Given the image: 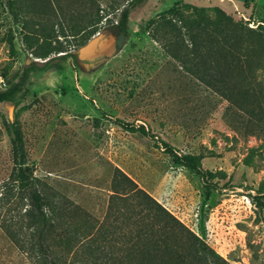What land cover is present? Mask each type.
I'll use <instances>...</instances> for the list:
<instances>
[{"label":"rangeland","instance_id":"1","mask_svg":"<svg viewBox=\"0 0 264 264\" xmlns=\"http://www.w3.org/2000/svg\"><path fill=\"white\" fill-rule=\"evenodd\" d=\"M128 1L20 0L15 19L0 0V90L35 68L26 91L0 102V195L13 171L3 121L25 107L17 123L30 188L48 194L68 222L102 219L118 169L182 224L175 244L189 247L190 231L227 264H264V69L229 56L220 66L199 60L178 39L164 31L154 39L144 28L177 1L264 28V0H145L120 34L114 25ZM96 13L100 21L89 23ZM102 32L116 35V53L79 61L78 50ZM48 41L60 52L41 57ZM260 43L248 48L260 51ZM138 127L146 134L129 130ZM166 146L199 157L200 166H181ZM117 206L133 214L137 201ZM0 264H30L1 227Z\"/></svg>","mask_w":264,"mask_h":264},{"label":"trees","instance_id":"2","mask_svg":"<svg viewBox=\"0 0 264 264\" xmlns=\"http://www.w3.org/2000/svg\"><path fill=\"white\" fill-rule=\"evenodd\" d=\"M17 1L20 0H7L15 19L18 18L14 11ZM144 1L129 0L123 6L114 25L116 32H126L131 10ZM100 19L101 16L96 13L89 17L88 22L96 24ZM144 28L147 31L152 29L151 37L154 39L161 31L166 37L178 39L186 50L199 53V60L220 66L229 56L237 62H257L264 69V47L258 39V36L264 35V28L258 26L252 29L241 21L234 22L217 6L198 7L177 1L148 19ZM73 29L79 31V24H74ZM93 34L94 31L89 37ZM255 40L260 43V51L248 48L250 44L254 45ZM50 44L48 41L40 49L41 57L60 52L59 46L52 47ZM171 54L176 56L174 51ZM219 57L223 61H218ZM253 57L257 60L249 61ZM32 69L35 68L26 67L16 83L0 90V102L12 101L17 94L26 91L25 80ZM24 108L15 112L11 123L3 121L4 130L11 135L13 171L0 195V227L30 264H227L190 231L188 233L194 240L187 242L189 247H184L183 243L175 244L174 233L183 229L182 224L118 169H115V180L102 219L90 218L78 224L68 222L70 219L63 213L59 215L56 202L48 194L30 188L34 178L25 163L22 133L17 123L18 114ZM129 130L146 134L142 127ZM165 150L183 167L197 169L200 166L197 156H177L169 146ZM10 188L15 191L10 193ZM130 198L137 201V209L133 214L121 216L125 211L119 210L117 202ZM110 217H113L111 226L108 223ZM118 236L121 242L116 241ZM170 253H174V258L169 256ZM163 255L167 259H163Z\"/></svg>","mask_w":264,"mask_h":264},{"label":"water","instance_id":"3","mask_svg":"<svg viewBox=\"0 0 264 264\" xmlns=\"http://www.w3.org/2000/svg\"><path fill=\"white\" fill-rule=\"evenodd\" d=\"M117 51V38L114 33H98L91 37L77 53L80 61H93L97 58L107 59Z\"/></svg>","mask_w":264,"mask_h":264},{"label":"flooded vegetation","instance_id":"4","mask_svg":"<svg viewBox=\"0 0 264 264\" xmlns=\"http://www.w3.org/2000/svg\"><path fill=\"white\" fill-rule=\"evenodd\" d=\"M102 58H97L93 61H84V63H94V62H97V61H100ZM80 61V60H79Z\"/></svg>","mask_w":264,"mask_h":264}]
</instances>
